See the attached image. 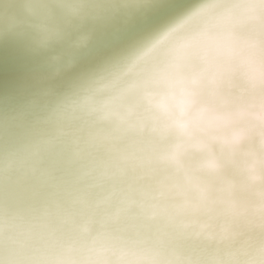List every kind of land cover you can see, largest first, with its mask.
<instances>
[{"label":"clouds","instance_id":"clouds-1","mask_svg":"<svg viewBox=\"0 0 264 264\" xmlns=\"http://www.w3.org/2000/svg\"><path fill=\"white\" fill-rule=\"evenodd\" d=\"M0 264H264V0H0Z\"/></svg>","mask_w":264,"mask_h":264}]
</instances>
